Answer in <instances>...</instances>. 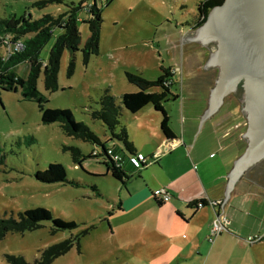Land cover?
Wrapping results in <instances>:
<instances>
[{"label": "rangeland", "instance_id": "1", "mask_svg": "<svg viewBox=\"0 0 264 264\" xmlns=\"http://www.w3.org/2000/svg\"><path fill=\"white\" fill-rule=\"evenodd\" d=\"M39 1L0 0V20L23 17L30 20V15L34 20L47 15L58 18L82 6L79 29L84 48L90 37L88 22L92 18L88 9L96 3L104 10L99 54L90 57L86 64L83 49L78 51L76 73L69 77L71 54L66 51L56 92L47 90L42 74L38 87L40 93L49 98L48 108L71 110L77 123L86 124L104 142L112 135L102 121L93 118V113L101 108V98L109 91L121 105L123 95L139 92L129 83L127 73L156 81L165 68L173 71L176 80L173 92L180 96L166 103L171 128L182 134L184 127L187 132L195 127L194 142H213L208 155L214 152L215 158L208 159L205 155L203 167L219 173L231 172L234 164L245 156L249 148L246 136L249 120L243 113L246 108L243 81L232 95L221 99L217 110L201 126L220 76L219 65L207 66L219 50L217 39L206 44L184 43L190 32L201 29H196L201 0H64L62 4L48 6L37 5ZM64 33L63 28H55L42 49L44 61L50 59L53 47ZM7 54L8 49L0 47V56ZM20 74L24 76L22 71ZM146 108L137 114L122 111L121 124L125 127L128 120L135 117L134 124L140 118L152 126L147 113L155 110L152 105ZM130 136L139 154H146L150 145L155 146L151 141L154 137L146 140L136 132ZM28 137H33L35 143H28ZM107 145L111 151L119 146L121 150H117L129 162L130 153L122 142L113 139ZM162 148L166 150L164 145ZM103 154L101 145L68 136L61 124H44L39 106L23 101L21 92L2 93L0 215L19 219L20 214L29 210L45 209L54 218L77 223L78 228L55 233L53 222L47 221L40 229L24 235L10 233L0 240V264H9V255L23 256L30 264H35L45 249L83 233L87 234L82 238L81 249L75 247L53 264H137L123 262L131 258L126 259L117 252L118 246L105 222L115 209V202H119L122 189L109 171L108 158ZM75 157L82 160V164ZM54 163L66 168L68 182L47 184L37 179L39 171ZM244 173L230 194L231 205L242 208V212H234V228H239L246 240L256 238L258 242L253 245L262 244L264 248V156Z\"/></svg>", "mask_w": 264, "mask_h": 264}, {"label": "crops", "instance_id": "2", "mask_svg": "<svg viewBox=\"0 0 264 264\" xmlns=\"http://www.w3.org/2000/svg\"><path fill=\"white\" fill-rule=\"evenodd\" d=\"M147 114L152 126L140 118L134 124L133 117L125 127L137 154L139 150L131 133L136 132L146 140L154 137L151 141L156 148L150 145L146 154L140 152L150 158L162 145H166L168 139L161 131L162 115L156 110ZM195 130L193 127L191 132H187L184 127L182 134L173 130L176 146L143 170L131 164L132 153L129 152L128 162L117 150H121L119 146L112 152L114 158L122 159L123 169L129 177L125 185L118 182L122 189L120 200L115 202V209L105 220L118 246L117 252L124 254L126 259L131 258L123 262L137 264H264L263 245H250L249 240L239 233L240 229L234 228V212H242V208L231 205L230 194L234 189L225 203L230 181L228 176L234 168L231 172L219 173L203 167L207 157L215 158L214 152L208 155L213 142H194ZM112 140L110 137L102 142L107 144ZM161 189L172 196L171 201L163 205L155 199V192ZM202 200L205 205L200 208ZM212 203H225L230 220L228 232H224L213 244L209 242V237L220 205L215 208Z\"/></svg>", "mask_w": 264, "mask_h": 264}, {"label": "trees", "instance_id": "3", "mask_svg": "<svg viewBox=\"0 0 264 264\" xmlns=\"http://www.w3.org/2000/svg\"><path fill=\"white\" fill-rule=\"evenodd\" d=\"M63 2L64 0H40L37 5L48 6L50 4H62ZM224 3L225 0H201L198 5L200 15L196 29L203 27L212 10ZM82 9V6L72 8L70 12L58 18L47 15L39 20H34L30 15V20L26 17L0 20V47L8 49L6 56H0V97L3 92H21L23 101L34 102L39 106L44 124L59 123L68 136L86 139L101 145L104 151L103 155L109 160L106 163L109 166V171L112 172L113 178L116 182L125 185L129 177L124 171L123 165L116 162L113 155L109 153L110 150L107 144L103 143L86 124L77 123L71 110L48 108L49 98L42 95L38 87L39 80L44 74L47 90L50 92L58 91L59 74L66 51L71 54L69 77H73L76 73V53L78 51L83 49L86 64L89 62L90 57L99 54L104 10L96 3L88 9L92 16L88 22L90 37L84 48H82V34L79 29L81 21L79 12ZM56 27L63 28L65 33L53 47L50 59L44 61L41 58L42 49L50 41ZM18 46L22 48H18ZM16 48L19 50H16ZM20 71L24 73V76L20 74ZM172 72L162 68V75L156 81L127 73L129 83L135 85L139 92L123 95L121 105H118L116 99L108 91V94L101 98L100 110L93 113V118L102 121L107 127L112 139L122 142L126 150L132 155L137 154L136 149L133 142L130 141L126 128L121 124L122 111L124 110L137 114L147 106L152 105L156 112L162 115L161 131L163 135L168 141L176 139V135L171 128V117L165 108L167 102L176 101L180 98L178 94L173 92L176 80ZM27 139L28 143H35L33 137ZM75 160L79 164L83 162L77 157H75ZM146 167L142 168L145 169ZM36 177L39 181L47 184L68 182L66 168L58 163L51 164L46 170L39 171ZM155 199L158 204L163 205L156 197ZM200 203L205 205L204 200ZM47 221L53 222L55 233L73 231L78 228L77 223L54 218L48 210L35 209L20 214L19 219L0 215V240H4L10 233L24 235L27 232L40 229L43 223ZM86 234L72 235L69 239L45 249L35 264H53L55 260L68 254L75 247L81 249V241ZM7 260L9 264H30L23 256L9 255Z\"/></svg>", "mask_w": 264, "mask_h": 264}, {"label": "water", "instance_id": "4", "mask_svg": "<svg viewBox=\"0 0 264 264\" xmlns=\"http://www.w3.org/2000/svg\"><path fill=\"white\" fill-rule=\"evenodd\" d=\"M215 39L219 40V50L207 66L219 65L220 76L201 126L217 110L221 99L242 81L247 102L245 109L249 114L246 135L249 148L228 176L226 203L244 171L264 156V0H225L211 12L200 30L186 36L184 43L201 41L206 44ZM174 141H166L165 147L171 148Z\"/></svg>", "mask_w": 264, "mask_h": 264}, {"label": "built area", "instance_id": "5", "mask_svg": "<svg viewBox=\"0 0 264 264\" xmlns=\"http://www.w3.org/2000/svg\"><path fill=\"white\" fill-rule=\"evenodd\" d=\"M18 48H22L21 46H18ZM18 48H16V50H19ZM178 145H182V143H179ZM177 145V146H178ZM173 146H176L175 143L173 142V144H171V148H166V150H164L163 148H159L156 152V154L149 158L146 157L143 154H137L134 155L133 157L130 158L131 164L138 170L143 169L142 167L144 166H148L150 164H152L153 162H158L161 157L165 154L166 151H170L173 149ZM113 151H109V153L112 155ZM114 157V156H113ZM116 162L122 164V159L119 157H115L114 158ZM155 197L162 202L163 204H166L168 202L171 201L172 196L166 192L165 189H161L155 192ZM213 206L218 207L219 205V209L216 212V218L214 220V224H213V229H212V233L211 236L209 237V242L211 244L215 243L216 239L218 237H220L224 232H228V226L230 224V220L228 219V216L226 214L225 211V205H223V203H212ZM223 205V207H222ZM200 208H203L204 205L200 204L199 205ZM256 242H258V240H256V238H250L249 239V243L250 245L255 244Z\"/></svg>", "mask_w": 264, "mask_h": 264}, {"label": "flooded vegetation", "instance_id": "6", "mask_svg": "<svg viewBox=\"0 0 264 264\" xmlns=\"http://www.w3.org/2000/svg\"><path fill=\"white\" fill-rule=\"evenodd\" d=\"M233 93H234V90L228 92V93L225 95V97H229V96L232 95ZM244 96H245V95H244ZM245 105H246V108H247L246 97H245ZM243 113L247 115V117L244 116L245 119H246V120H249V114H248V112H247V109L243 108ZM236 128H238V127L236 126ZM247 150H248V149H247ZM244 174H245V173H244Z\"/></svg>", "mask_w": 264, "mask_h": 264}, {"label": "bare ground", "instance_id": "7", "mask_svg": "<svg viewBox=\"0 0 264 264\" xmlns=\"http://www.w3.org/2000/svg\"><path fill=\"white\" fill-rule=\"evenodd\" d=\"M216 40V39H215ZM218 40V39H217ZM219 41V40H218Z\"/></svg>", "mask_w": 264, "mask_h": 264}]
</instances>
